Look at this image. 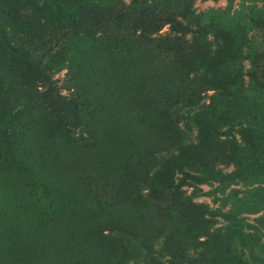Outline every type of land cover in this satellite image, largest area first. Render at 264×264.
Instances as JSON below:
<instances>
[{"label":"rangeland","instance_id":"1","mask_svg":"<svg viewBox=\"0 0 264 264\" xmlns=\"http://www.w3.org/2000/svg\"><path fill=\"white\" fill-rule=\"evenodd\" d=\"M63 1L0 0V264H124L131 255L125 230L155 236L178 228L171 210L179 200L155 189L146 196L144 188L154 184L159 189L156 180L147 184L151 152L166 146L168 120L177 119L162 101L174 92L189 96L197 81L176 71L170 54L142 49L128 25L111 23L92 32L73 26ZM67 1L68 7L77 2ZM141 2L152 5L160 34H174L179 25L195 30L200 20L211 48L218 36L223 46L238 47L240 53L225 61L241 67L245 89L234 101L253 102L263 126L264 0L133 1ZM185 3L200 17L182 16ZM2 28L49 68L50 83L36 78L33 86L27 83ZM71 96L78 98L77 105H70ZM254 182L229 185L224 210L255 186L264 204V182L259 177ZM185 190L189 194L193 188ZM221 198L211 191L194 200L216 208ZM233 210L251 224L260 213H245L241 205ZM219 224L216 216L214 226ZM181 228L183 236L175 239L190 247L191 235ZM112 229H122V235L108 237Z\"/></svg>","mask_w":264,"mask_h":264},{"label":"trees","instance_id":"2","mask_svg":"<svg viewBox=\"0 0 264 264\" xmlns=\"http://www.w3.org/2000/svg\"><path fill=\"white\" fill-rule=\"evenodd\" d=\"M130 1L77 0L68 7L69 2L64 0L62 7L73 26L91 28V32L93 27L103 30L111 23L119 28L128 25V34L142 49L153 47L170 54L177 63L175 70L184 71L185 79L197 83L188 91L189 96L174 92L162 101L170 117L177 115V119L168 120L166 146L151 152L154 164L147 184L156 180L159 189L154 184L144 188L146 196H152L155 189V194L171 193L172 199L179 200L177 209L171 210L176 218L173 225L178 228H169V235L155 236L125 230L122 234L131 255L124 264H240L238 260L243 264H264V204L259 187L251 189L250 197L234 198L229 209L223 207H227L231 196L225 194L229 185H252L257 183L255 177L264 182V125L258 120L253 102L247 106L243 101H234L235 95L245 89L244 82L240 83L241 67L225 63L240 53L238 47L223 46L219 42H223L222 37L218 36L216 48H211L205 23L200 20L194 22L195 30L187 32L186 27L179 25L174 34H160L161 23L153 18L152 5L141 2L137 6L134 0ZM182 8V16L200 17L190 3ZM1 35L7 48L21 60L22 76L28 84L33 86L34 78L50 83L49 68L36 60L30 49L16 45L15 36H10L6 28L1 29ZM36 93L41 91L37 88ZM57 97L63 98L59 92ZM69 100L70 105L78 103L77 97ZM202 185L212 189L203 191ZM185 186L193 191L187 194ZM211 191L221 193V208H210L194 200ZM235 205H241L248 214L260 212L252 219L255 223L245 222L233 210ZM216 216L222 219L219 226H214ZM181 224L191 235L189 244L193 242L187 248L175 239L179 234L183 236ZM112 230L108 237L116 239L122 235V229L118 233ZM185 243L183 239V246Z\"/></svg>","mask_w":264,"mask_h":264}]
</instances>
